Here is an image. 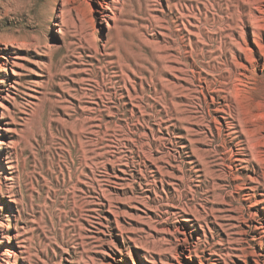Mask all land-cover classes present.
I'll return each mask as SVG.
<instances>
[{"label":"rangeland","instance_id":"374dc122","mask_svg":"<svg viewBox=\"0 0 264 264\" xmlns=\"http://www.w3.org/2000/svg\"><path fill=\"white\" fill-rule=\"evenodd\" d=\"M263 129L264 0H0V264H264Z\"/></svg>","mask_w":264,"mask_h":264},{"label":"bare ground","instance_id":"6f19581e","mask_svg":"<svg viewBox=\"0 0 264 264\" xmlns=\"http://www.w3.org/2000/svg\"><path fill=\"white\" fill-rule=\"evenodd\" d=\"M185 54H186L185 50L183 48H180V50H179L177 55H178L179 58H184ZM191 54L193 55V52ZM197 63L198 62H196L194 60L193 66L194 65L198 66ZM210 69L213 70L214 72L218 73V74H215L216 77H214L210 81H207L206 79H204L203 82H204L205 86L204 85H201V86L198 85V86L201 87L203 90L210 89L211 86H215V87L219 86V90L215 91V92H217V95H215V97L213 98V101H214V99H217V100H221L222 102H225V103L223 104V103H221L219 101V103H213V104L214 105L217 104V107L221 108V111L224 112L227 115V117L224 118L226 120V122L223 123V125H221V126L226 125L228 127V129L234 130L232 128V120H233V118L236 115V110L231 105L230 101H228L227 98L222 96L223 94H221L222 90H220L221 89L220 87L223 84H222V82L220 80L224 77L221 74V67H219L218 65H215V66L211 65ZM109 77L110 76L107 75V76H105V79H108ZM193 78H195V74H193ZM105 85H107V84H105L103 82V86L102 87H104ZM102 87L101 88H93L91 90L92 92L90 94V98L93 99L92 93L95 92L96 95L100 98V101H102L103 97H101V92L105 90ZM85 94H86L85 91L83 89H81V90H77L76 91L75 96L80 101H82V99H83ZM114 95H117V93H108V94H106V97H105L106 101L104 103L108 104V103H112L114 100H116L114 98ZM82 102H85V101H82ZM97 105L99 106L98 103H97ZM52 111L53 110L49 107L48 108V113H47L48 116L51 115ZM199 113L201 115L200 118L202 120H207L208 119V110L206 108H202V110L199 111ZM75 115H78L79 119H80V117H83V115H81L80 113H75V114H73V115H71L69 117V120L74 122V120L72 118H74ZM85 119L86 118L81 119L80 121L82 122V124H81L80 128L77 131H75L74 133L72 132L68 136V142H69V146L71 148L69 150V156L71 157L69 162H71V163L68 165L69 182L70 183H74V184L77 183L78 178L81 176V173L79 172L80 168L82 169L83 167H88L91 170V174H92L90 178L88 177V179H90L92 182L96 181L97 185L100 187L101 185H99V180L94 178V176H95V174L97 172L96 168H98V166L103 164V163L111 162V160L109 159V153L107 151H103V152L100 151L99 153L96 152L97 149L101 150L105 146V141H103L102 138L97 139V136L95 134H93V133H89L88 134V135H92L93 137H88V136L82 137L80 135V132L85 129V124H86ZM229 119H231V120H229ZM87 121H88V119H87ZM72 122H68V123L71 124ZM60 130L64 132V130H67V127L64 125V126H62V129L60 128ZM219 131H220V129L218 130V132ZM257 138L258 139H264V134H262V132H258ZM113 144H114L113 145L114 149H116V151H114V155L112 157H113L114 161H120L122 158L115 157L116 153L119 154L118 150H119V148L121 146L120 145V141L119 140H114ZM235 146H236L235 149H236L237 152L243 150V148H240L239 144H235ZM88 147H94L96 149H92L91 150V149H88ZM262 152L264 153V151H262ZM90 154H92L93 156H90ZM97 159H102V161L98 163V162H96ZM77 166L79 167V169L77 168ZM104 177H106V175H104ZM91 188H92V190L96 189L95 187H91ZM83 198H82V200H83ZM81 208H79V209H81Z\"/></svg>","mask_w":264,"mask_h":264}]
</instances>
